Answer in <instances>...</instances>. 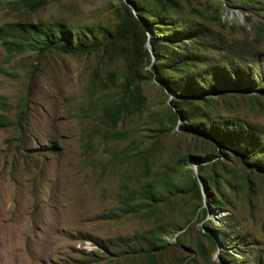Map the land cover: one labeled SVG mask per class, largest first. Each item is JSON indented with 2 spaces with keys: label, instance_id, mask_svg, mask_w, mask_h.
<instances>
[{
  "label": "rangeland",
  "instance_id": "obj_1",
  "mask_svg": "<svg viewBox=\"0 0 264 264\" xmlns=\"http://www.w3.org/2000/svg\"><path fill=\"white\" fill-rule=\"evenodd\" d=\"M136 1L148 57L116 33L126 0H0V247L15 232L17 264H264V0ZM17 23L65 24L90 47L16 44L3 31ZM156 56L174 81L253 89L203 93L181 104L185 119ZM128 87L140 106L113 124L103 107L127 102ZM199 123L231 129L261 167ZM151 182L157 198L135 194Z\"/></svg>",
  "mask_w": 264,
  "mask_h": 264
},
{
  "label": "trees",
  "instance_id": "obj_2",
  "mask_svg": "<svg viewBox=\"0 0 264 264\" xmlns=\"http://www.w3.org/2000/svg\"><path fill=\"white\" fill-rule=\"evenodd\" d=\"M157 4L160 6L162 10H167V3L162 0H156ZM43 3L37 4L36 8L41 6ZM140 8L136 0H126V3H123V11L125 14L121 19V23L117 25L116 33L118 34L119 38L126 42L125 49L127 45H132V49L130 51L132 58H138V50L142 47V52L148 57V51L145 48V28L141 24V22L137 19V15L133 13L131 7ZM2 30V29H1ZM3 31V30H2ZM9 32L15 33V37L18 41H14V43L19 44H35L33 47H38L40 50H49L52 48L60 49L63 51H84L88 50L90 47L89 39L85 35H80L76 40H74L73 34L71 29L66 26L65 24H52V25H44V24H11L6 25V30L3 31V36L5 37L6 34H11ZM174 35L181 37V36H189V31H182L177 29ZM134 39V41H133ZM155 37L149 38V43L151 44L152 49L157 54V47L154 42ZM13 43V42H12ZM95 44H92L93 46ZM176 54V53H175ZM171 55H169V58ZM186 55H178L176 54V61H173V65L179 67V65H184L187 63L188 59L185 58ZM142 59V57H141ZM178 62V63H176ZM154 67L155 78L165 86H172V91L174 92V107L181 112V115L185 119L193 118L191 113H187L183 111L181 108V104L188 103L189 100L199 98L200 95L203 93H214V92H222L226 89H241V90H251L253 89V85L246 84L242 81H237L231 79L229 76H225L226 78L222 77H213L209 79H204L202 77H194L190 78L185 76L184 74L180 75L177 81L171 79V77H165L163 74L164 67L162 66L161 61L156 56L154 59V63L152 64ZM171 66V65H170ZM131 63L128 62V76L133 77L136 72V69L133 68ZM174 72H177L178 69L174 67H170ZM224 76V74H222ZM183 81V82H181ZM125 96L129 98L127 102H122L119 104H107L103 107V113L105 117L113 124H116L117 121L123 116L125 113L134 112L140 106V95H138L137 91H130L128 87V93H125ZM207 126H211L214 122L205 123ZM203 125L201 123L194 125V129L196 131H200L205 135L214 139L221 150H225L228 146L231 145L230 148L233 149L236 147V150H240V155L243 158H249L253 160L258 168L261 167L259 164V159H257V153L251 155L250 150L243 149L240 145H234L235 140L239 138L237 135L233 133L225 132H214L213 128L202 129L200 126ZM165 183L168 184L170 179L164 174ZM139 197L145 199H151L158 197L159 191L155 183L151 182L145 185H142L139 190L135 192Z\"/></svg>",
  "mask_w": 264,
  "mask_h": 264
},
{
  "label": "bare ground",
  "instance_id": "obj_3",
  "mask_svg": "<svg viewBox=\"0 0 264 264\" xmlns=\"http://www.w3.org/2000/svg\"><path fill=\"white\" fill-rule=\"evenodd\" d=\"M24 255L25 254L23 253L21 244L15 241V232L7 235L3 240L2 246L0 247V257H2L5 262L8 261L17 264V261L20 260V257L24 258Z\"/></svg>",
  "mask_w": 264,
  "mask_h": 264
}]
</instances>
